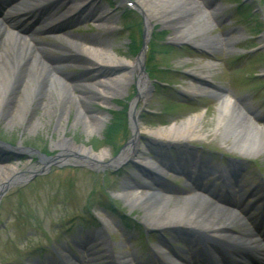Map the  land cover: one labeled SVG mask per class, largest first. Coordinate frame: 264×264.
<instances>
[{"label": "rangeland", "instance_id": "rangeland-1", "mask_svg": "<svg viewBox=\"0 0 264 264\" xmlns=\"http://www.w3.org/2000/svg\"><path fill=\"white\" fill-rule=\"evenodd\" d=\"M127 1L137 4L138 0ZM189 1L193 4V10L191 15L181 18L180 31L176 32L179 29L174 27L175 22L163 24L162 19H156L150 23L147 45L151 43V46L145 50L142 67L149 86L144 99L135 102L139 132L141 136H147L146 139L139 141V147L145 150L141 158L135 157L133 161L126 162L121 167L108 166L110 159L125 146L127 131L123 132L119 125L124 114L128 130V108L137 94L134 84H125L123 89L108 96L104 103L96 99L90 100V106L78 105L74 101L68 102V92H65L66 96L62 94V100L55 96L49 97L47 94L41 95L35 100L34 112H28L13 128H5L0 120V139L6 143L12 140L14 146L25 149L23 153H17L22 155L21 158L13 160V156H9L11 160L8 164L18 166L22 173L28 171L22 179L26 177L29 179L26 184L23 180L13 181L0 199V264H58L60 262L58 258L63 264H82V260L89 264L93 261V264H108L105 248L101 247L99 242L92 245L93 251L98 252L96 256H89L80 250L88 234L94 232L103 233L114 255L128 257L137 250L144 257L149 250L144 239L129 232L123 223L115 220L110 214H105L100 204H103V196L110 194L115 204L128 216H132L144 232H153L148 231L153 229L146 228L142 222V210L140 208L130 210L118 200V197L124 185L136 180L138 174L135 165L142 160H149V155L153 154L149 146L162 143L160 139L152 138V133L162 126L180 123L191 117L198 118L199 128L197 135L186 141V148L179 152L182 160L193 156L190 157L191 160L198 158L211 166L227 168L232 173V178L230 183L225 181V184H230L233 189L243 190L246 197L243 202L246 207L252 201L248 198L250 194L261 196L263 191L261 182L264 181V148L259 153L242 150L243 145L234 143L231 136H224L221 129L215 128V124L219 95L230 99L227 109L229 111L232 107H237L240 101H245L249 109L261 116V120L254 124L262 132L264 140V0H243L245 6L250 8V13L254 15L246 16L242 19L244 22L238 19L236 11L240 6L238 1L214 0L213 5L219 8V16H222L218 19L212 15L210 8L202 7V1ZM71 2L72 0H64L63 7L68 9ZM50 3L52 4L48 7H41L39 15L50 12L51 16L53 9L61 4L60 0H50ZM100 3H103L112 16V20L105 23L112 31L108 37L110 44L107 48L108 53L123 62L134 61L138 58L143 44L145 29L143 16L121 0H95L89 7L93 5L96 8L98 4L101 5ZM156 6L157 4L153 2V8ZM74 14L70 15V18ZM78 14L69 21L67 16L57 24L56 21H47V26L53 24L58 26L61 22L62 25L52 32L38 31L36 38L45 42L56 40L70 43L77 39H83L85 42L93 39L98 42L101 31L95 14L87 10L82 12L80 17ZM41 21L42 18L37 24L32 23L33 21L28 22L27 27L33 24L35 30H40ZM241 22H248L251 27L247 23V27L244 25L237 32L233 30V27ZM181 35L185 39L180 41L178 39ZM188 38L192 39L193 43L187 42ZM203 40L208 42L209 47L203 48L201 42ZM79 50L87 60H94L84 47L81 46ZM209 62L214 63V66L207 67L206 64ZM87 68L90 71L94 70L81 64L64 71L75 79V86L91 96L95 89L85 87L84 84L85 80L93 79L96 73L84 74ZM189 75L207 80L208 86L205 87L202 97L189 96L191 85L196 84ZM17 95L20 94H11L9 102L15 100ZM75 96L77 97V93L73 95ZM55 110L59 111L58 115L54 113ZM95 113L103 117L100 127H95L90 116ZM243 114L249 116L246 111H243ZM223 115L226 117L227 111ZM28 122L39 123L34 133L29 132ZM60 129H63V132ZM62 134L66 139H71L73 144L90 148L94 153L107 151L104 163L92 166L83 160L69 159L63 161L62 167L38 165L37 154L49 158L54 156L56 152L52 143ZM166 153H163L165 158H172V164L176 165L177 158L169 157ZM7 157L0 152V160ZM181 162L180 165H184V162ZM29 166L31 168H28ZM180 168L182 169L180 171L191 176L197 175L194 166L190 170L186 164ZM147 169L146 174L139 173V182L152 184L154 171L163 176L162 181L170 195L168 203L180 205L184 200L194 196L190 195V188L194 183L186 180L182 172L162 167L160 170L151 167ZM121 171L124 172L120 176ZM38 172L41 173L37 174ZM33 173L36 174L32 175ZM217 176L205 175L202 177L203 180L197 183L206 187L215 186L212 193L213 197L217 198L207 195V201L202 202L206 203L211 211L215 209L214 213L218 212L217 210L228 211L231 214L232 211L235 212L236 215L233 216L240 225L237 231L242 229L250 233L251 227L244 225L245 217L241 213V210H244L240 207L233 209L220 201V195H225V189L221 188L222 183L217 180ZM161 192L165 194V190ZM89 210L96 217L99 226H93L91 223L87 225L85 222L91 221ZM256 215L257 212L253 217ZM188 221L168 226L166 229H175L177 232L183 231L184 234L191 235L190 229H204L201 224ZM203 229L198 230L199 236H195L197 244L209 240L223 248L224 245L218 239L206 234ZM150 234L152 247L153 233ZM166 235L172 241L173 247H176L175 250H188L182 244L173 242L174 239L170 238L174 236L171 231H167Z\"/></svg>", "mask_w": 264, "mask_h": 264}, {"label": "bare ground", "instance_id": "bare-ground-1", "mask_svg": "<svg viewBox=\"0 0 264 264\" xmlns=\"http://www.w3.org/2000/svg\"><path fill=\"white\" fill-rule=\"evenodd\" d=\"M2 4L0 2V9H4L2 14L3 18L8 21L14 19L21 20L23 17L31 15L32 19L35 15L33 11H38V8L42 6H50V0H28L31 7L19 5L16 2V6L11 8L14 0H5ZM64 0H60V6L53 9V13L50 16V12L40 16L42 23L39 27L42 32H52L59 25L47 26V21H56L57 24L61 19L68 16V21L74 19L77 14L81 16L82 12L90 11L97 18L99 30L98 42L88 40L91 43L85 42L83 39H77L75 42L56 41L45 42L36 38L37 31L29 32L30 30L24 29L22 24L15 22L16 28L10 27L9 30H5L0 25V120L4 123L5 128H13L16 123L21 122L25 115L36 109L35 100L40 98L41 95H49V97L55 96L62 100V94L69 93L67 98L68 102L74 101L78 105L90 106V100H98L100 103H104L107 97L114 95L120 89H123L126 84H134L137 91L135 101L130 105V142L125 149L115 159H110L109 165L112 168H116L123 164L127 160L141 158L144 155V151L139 147V141L141 139L139 132V124L137 122L135 113V102L144 99L148 82L146 77L142 74L143 56H138L134 61L123 62L121 60L113 58L107 51L109 44L108 37L112 31L106 27V22L112 20L111 14L106 10L103 3L98 4V7L94 8L90 4L95 0H77L71 2L69 8H64L62 3ZM83 1L85 3L83 4ZM87 1V2H86ZM214 0H208L213 2ZM21 4L26 2L21 0ZM153 2L157 4L153 8ZM33 5V6H32ZM205 5V4H204ZM65 6V5H64ZM132 7L140 12L144 18V24L146 25V36H148L150 23L156 19H162V23H174V27L178 28L176 32L180 31L179 22L181 18L191 15L193 10V4L189 0H138L137 4L133 3ZM63 8V9H62ZM85 9V10H84ZM67 10V11H66ZM66 11V13H65ZM70 18V15H73ZM50 16V17H49ZM66 21V19H65ZM9 27V26H8ZM185 39L182 35L178 40ZM187 42L193 43V40L188 38ZM203 42V48L209 47L206 40ZM83 43L89 47V51L96 54L94 60H87L83 53L79 50ZM85 51V50H84ZM89 51H86L87 53ZM90 55V54H89ZM84 64L94 70H86V74L93 75L92 81L87 84L92 87L94 93L90 94L81 91L78 86H75V79L65 73L64 70L73 68V66ZM207 67L214 66V63L209 62ZM106 71L105 73L97 74L98 72ZM80 76V75H79ZM195 77V76H194ZM191 79L196 83L191 85V93L194 95H200L205 91V87L208 86L204 82L203 78ZM96 92V93H95ZM13 93H19L17 98L9 102L10 95ZM77 93V97H73ZM66 96V95H64ZM96 97V98H95ZM237 107L228 109V100L219 95L217 98L218 114L216 119L215 128L221 129L223 135L231 136L234 139V143L241 144L242 150L259 153L264 148V140L262 132L255 126L254 122L261 120V116L256 112L249 109L245 103L240 101ZM69 109V108H68ZM227 111L228 115L225 117L223 114ZM229 111V112H228ZM243 111L249 113V116H245ZM56 115L59 111H54ZM100 114H91L95 127H100L103 123V117ZM19 121V122H18ZM28 130L32 133L35 132L39 123L28 122ZM58 125V124H57ZM198 118L191 117L180 123H174L170 126H164L152 133L155 140L160 139L163 144L157 146V156L161 163L165 165L166 161L162 148L175 147L180 151L186 144V141L194 138L197 135ZM63 132V129H60ZM91 133V132H90ZM133 133V135H132ZM154 140V142H155ZM52 147L55 149L56 154L51 156L50 159H56L57 161H67L69 159L83 160L92 166L100 165L104 163V158L107 156V151L103 150L100 153H94L90 148L84 146H77L72 143L71 139H66L64 135L55 142L52 143ZM193 156H188V158ZM164 158V159H163ZM47 157L40 159L38 165L46 166ZM49 160V159H48ZM198 164L197 175L194 176L196 180H199L205 175L219 176V180L228 181L232 178L230 171L227 168H219L217 166H211L206 161L191 160ZM0 164V190L11 181L23 180V175L28 174V171L22 173L18 166L10 165L7 163ZM152 166V162L148 159L140 162V170L144 172L145 167ZM178 166V165H177ZM28 168H31L29 166ZM157 177V176H156ZM154 178L153 184L148 185L144 183H127L124 185L122 193L119 195V199L130 210L140 208L143 212L142 222L146 227L152 229H160L161 231L168 226L181 224V222L192 221L201 224L206 234L213 235L216 239L226 243L229 249L242 248L247 250H253L256 247L253 238L251 239L245 231L240 229V225L235 219V212L232 214L228 211H220L214 213V210H210L206 203H203L201 199L191 198L186 199L180 203V205L168 203L170 195L169 190L165 188V184L159 178ZM196 189L204 192H211V188L206 186L197 185ZM159 190H165V194L160 193ZM201 193V192H200ZM220 198V197H219ZM219 200V199H218ZM220 200H222L220 198ZM228 206H232L230 203L225 202ZM258 203L262 204L259 199ZM239 203L233 204L235 208L238 206L244 208V205ZM264 208V205H263ZM236 215V214H235ZM177 217V218H176ZM157 219V220H156ZM175 220V221H174ZM106 220H104L105 222ZM188 221V222H189ZM249 221V219H248ZM198 229V230H200ZM196 230V231H198ZM99 242L101 247H104V253L107 254L106 259L109 260L108 264H158L161 263L160 258L153 252H150L149 257L144 262L140 258L133 255L125 257L121 254L114 255L111 251V246L107 239L103 236L102 232H94L88 234L85 242L84 250L90 256H96L98 253L94 251L93 246ZM164 243V244H163ZM164 249L168 254V260H175L178 264H195L194 258L186 257L183 254H179L171 249L165 241L157 243L156 250ZM205 250L211 254V260L224 264L227 261L224 260L222 251L219 248H208ZM153 253L157 261H153ZM157 253V252H156ZM82 264H89V262L82 260ZM52 264V263H48ZM62 264V263H60Z\"/></svg>", "mask_w": 264, "mask_h": 264}, {"label": "water", "instance_id": "water-1", "mask_svg": "<svg viewBox=\"0 0 264 264\" xmlns=\"http://www.w3.org/2000/svg\"><path fill=\"white\" fill-rule=\"evenodd\" d=\"M128 3H132V2H128ZM133 4V3H132ZM146 40H147V36H146V32L144 31V34H143V45H142V48H141V50H140V53H139V55L138 56H143V54H144V51H145V43H146ZM132 118V116H131V114H130V112L128 113V119H129V122H130V119ZM132 135H133V133H132ZM141 137V139H146V137L147 136H140ZM130 140H131V138L127 141V143H126V145L120 150V152L113 158V159H115V158H117V156L125 149V147L127 146V144L130 142ZM159 145H160V143H158ZM0 147H2V148H5L6 150H8V152H11V153H14V159H17V155L15 154L16 153V149L17 148H15V147H10V146H8V145H5V144H3V143H1L0 142ZM37 157L39 158V159H43L44 158V156H40L39 154L37 155ZM49 159V160H48ZM47 159V165L46 166H50V165H56V167H61L63 164V161H57L56 159H50V158H48ZM132 160V159H131ZM131 160H127L126 162H129V161H131ZM8 163L9 162V159L8 160H5V161H3V163ZM126 162H124V163H126ZM123 163V164H124ZM108 164H109V162H108ZM107 164V165H108ZM123 164H121V165H123ZM121 165H119L118 167H121ZM108 166H110V165H108ZM111 167V166H110ZM135 167L137 168V169H139L140 168V163H137L136 165H135ZM39 173H41V172H38L37 174H39ZM36 173H33L32 175H35ZM30 175H31V173H30ZM28 177H26V179H24L23 180V183L25 184V183H27L28 182ZM13 183V181H11V182H8V183H6V185L4 186V187H2L1 188V190H0V199H1V197L4 195V193H5V191L8 189V187H9V185H11ZM21 183V182H20ZM204 242V241H203Z\"/></svg>", "mask_w": 264, "mask_h": 264}, {"label": "trees", "instance_id": "trees-1", "mask_svg": "<svg viewBox=\"0 0 264 264\" xmlns=\"http://www.w3.org/2000/svg\"><path fill=\"white\" fill-rule=\"evenodd\" d=\"M235 1H238V4H240L239 6V9H238V14H239V19L242 20L244 19L246 16H252V14L250 13V8L248 6H243L241 3H242V0H235ZM243 21V20H242ZM244 22V21H243ZM246 23V22H245ZM248 23V22H247ZM246 23V24H247ZM249 24V23H248ZM249 27H251V25L249 24L248 25ZM153 38V37H152ZM151 41V40H150ZM149 41V42H150ZM151 46V43H149L148 45V48H150ZM116 123H117V116H116ZM115 125L113 126V128L115 129ZM119 128L125 132L127 131V137H128V130L125 126V120H124V114H123V117L120 119V125H119ZM124 172V171H123ZM123 172H119L120 176L123 174ZM103 208H105L106 210H110L113 214H115L116 216L120 217L122 220L124 219V221H127V218L125 216H123V214L118 210V208L115 206L114 203H112L111 201H105L103 203ZM89 213V218L91 220L92 223H94L95 225H97L94 217L92 216V212L91 210L88 211ZM86 223H88L89 221L86 220L85 221Z\"/></svg>", "mask_w": 264, "mask_h": 264}, {"label": "flooded vegetation", "instance_id": "flooded-vegetation-1", "mask_svg": "<svg viewBox=\"0 0 264 264\" xmlns=\"http://www.w3.org/2000/svg\"><path fill=\"white\" fill-rule=\"evenodd\" d=\"M0 141H2V140L0 139ZM2 142H4V141H2ZM12 142H13V141L10 140V141H8L7 143H6V142H4V143L14 146L15 144H13Z\"/></svg>", "mask_w": 264, "mask_h": 264}]
</instances>
